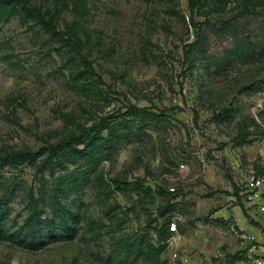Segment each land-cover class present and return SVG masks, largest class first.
<instances>
[{
    "label": "rangeland",
    "instance_id": "rangeland-1",
    "mask_svg": "<svg viewBox=\"0 0 264 264\" xmlns=\"http://www.w3.org/2000/svg\"><path fill=\"white\" fill-rule=\"evenodd\" d=\"M24 1L52 10L55 0ZM83 1L85 17L69 12L70 6L62 19H75L91 36L89 59L106 84L93 98L79 97L67 85L75 71L68 48L20 6L0 12V157L40 154L35 166L0 167V264H169V250L156 258L133 246L157 216L177 224L170 249L198 255L205 264L241 262L250 230L264 241V217L247 199L250 179L264 178V57L223 76L207 70L205 56L184 64L183 47L196 38L192 21L203 23L205 13L210 23L200 29L210 36L207 56H219L229 45L215 31L214 0H202L194 16L189 0ZM230 3L228 18L245 9ZM249 4L247 9H264L259 0ZM240 21L257 40L258 20ZM130 106L162 118L147 121L142 139L121 142L91 171L84 161L57 170L56 178L80 171L60 206L49 191L39 192L41 177L53 179L48 170L40 173L50 147L78 126L121 119ZM225 110L229 120L218 118ZM31 188L37 203L28 196ZM156 236L150 234L152 244Z\"/></svg>",
    "mask_w": 264,
    "mask_h": 264
},
{
    "label": "trees",
    "instance_id": "trees-1",
    "mask_svg": "<svg viewBox=\"0 0 264 264\" xmlns=\"http://www.w3.org/2000/svg\"><path fill=\"white\" fill-rule=\"evenodd\" d=\"M202 0H189V10L192 16L198 13ZM251 0H234L239 4V8L244 6L245 9H238L234 17H226L231 0H214L210 14L216 16L219 27L216 33L229 42L219 56H207L209 54L210 36L200 28L210 23L208 15L205 13V21L201 24L193 20L192 23L196 28L195 40L183 47L184 64H189L191 58L198 59L206 57L207 70L215 76H223L235 65H247L255 58L264 57V9H247ZM264 2V0H259ZM20 6L22 14L31 19L47 32L50 37L57 39L63 48H68L71 52L70 60L74 62L75 71L71 74L67 85L72 92L83 98H93L103 94L101 86H105L103 78L95 72L93 63L89 59L88 50L92 48L91 36L88 35L87 29L80 22L65 21L62 19L64 12L69 11L79 17H85L86 4L83 0H55L53 9H43L40 7L30 6L24 0H0V12H13L14 7ZM253 16L260 24V34L258 39L253 40L254 30L250 29L248 24L241 23L240 18ZM62 20L63 29H60L59 22ZM215 28V27H214ZM214 28L212 32H214ZM200 59V58H199ZM121 119L105 117L99 119L90 127L78 126L75 133L64 138L56 145L50 147L47 158L43 161L40 173L49 171L52 177L51 183L46 179H39V192L49 191V198L55 206H60V197L65 193L66 188L79 181V172H72L69 175L55 177L57 170H66L67 164H76L84 161V169L93 170L103 161L110 160L118 151V145L126 140L142 139L146 130L147 121L161 120L160 114L140 109L136 106H130L121 116ZM224 120H229V111H224V116H219ZM246 139V136H242ZM40 154L31 151L12 152L0 157V167H14L29 164L36 165ZM145 194H153L152 189L146 188ZM28 196L33 203H37L34 189L31 188ZM4 221V213L0 210V226ZM35 214L29 221L30 227L34 226ZM172 222H159V217L152 219L147 224V230L135 237L133 246L145 256L153 254L156 258L168 247V241L172 238L173 233L170 231ZM156 233V244L149 240L150 234ZM3 233L0 230V240ZM240 254H242L240 252ZM242 256V255H241Z\"/></svg>",
    "mask_w": 264,
    "mask_h": 264
},
{
    "label": "built area",
    "instance_id": "built-area-1",
    "mask_svg": "<svg viewBox=\"0 0 264 264\" xmlns=\"http://www.w3.org/2000/svg\"><path fill=\"white\" fill-rule=\"evenodd\" d=\"M181 167L184 168V165H181ZM263 192L264 178L257 176L252 177L247 185V199L249 205L264 217ZM170 231L173 235L178 231L176 223H171ZM260 236L261 234H259L258 231H254V233H249V235L243 237L242 244L244 247L242 251H240L243 259L241 262L234 264H264V241L259 238ZM174 239L175 238L172 236L168 241L167 250H169V264H205L200 260L198 255H192L179 249H170L174 243Z\"/></svg>",
    "mask_w": 264,
    "mask_h": 264
},
{
    "label": "crops",
    "instance_id": "crops-1",
    "mask_svg": "<svg viewBox=\"0 0 264 264\" xmlns=\"http://www.w3.org/2000/svg\"><path fill=\"white\" fill-rule=\"evenodd\" d=\"M250 233H254V231L253 230H250Z\"/></svg>",
    "mask_w": 264,
    "mask_h": 264
}]
</instances>
